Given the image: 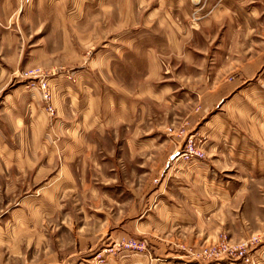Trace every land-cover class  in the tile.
Here are the masks:
<instances>
[{
    "label": "rangeland",
    "instance_id": "374dc122",
    "mask_svg": "<svg viewBox=\"0 0 264 264\" xmlns=\"http://www.w3.org/2000/svg\"><path fill=\"white\" fill-rule=\"evenodd\" d=\"M48 2L33 0L27 5V1L0 0V139L4 140L0 264H261L264 226L249 232L242 194L224 201L210 191L212 185L240 178L232 179L212 164L203 148L204 137L190 123L178 122L177 109L171 108L172 121L159 128L157 113L165 107L149 98L139 114L138 128L136 123H124L72 130L74 119L67 112L81 106L76 101L87 91L81 73L88 71L87 85L97 92L112 94L115 80L124 91L141 86L147 67L145 49L140 48L146 39L143 44L137 41L134 50L113 55L117 60L111 63V81L105 82L99 66L90 64L104 50L99 52L101 45L93 42V34H81L98 21L99 14L94 13L98 0L89 7L85 27L82 20L68 17V0ZM107 4L112 14L129 15L137 1L108 0ZM153 5L152 0L142 7L140 16ZM253 5H259L262 14L257 15L252 34L248 38L240 34L236 40L234 56L239 61L264 55V0ZM223 29L220 26L216 35L202 41L201 65L193 71L188 67L185 76H192L194 69L210 75L218 68L213 63ZM152 44L162 46L160 34ZM111 45L115 46L114 40L107 46L113 52ZM170 61L163 64V79L182 71L178 59ZM58 78L71 82L69 93L63 95L60 81L55 82ZM43 81L48 83L46 89L39 86ZM28 107L42 114L36 111L39 125L44 124L38 139L33 129L10 123L13 111L21 118L34 117L28 115ZM73 133L82 135L76 138ZM190 137L204 151L203 158L179 157ZM73 138L78 139L76 146L66 156L60 142ZM34 139L40 144L37 148ZM23 152L31 162L18 161ZM195 170L208 175L202 203L194 194L200 186L192 177ZM220 249L226 251L214 255Z\"/></svg>",
    "mask_w": 264,
    "mask_h": 264
},
{
    "label": "crops",
    "instance_id": "0c3cea01",
    "mask_svg": "<svg viewBox=\"0 0 264 264\" xmlns=\"http://www.w3.org/2000/svg\"><path fill=\"white\" fill-rule=\"evenodd\" d=\"M17 1L21 4L27 1V5H30L33 0ZM95 1L68 0L71 4L68 17L73 21L82 20L85 27L91 13L89 7ZM107 1L98 0V10L94 12L99 14V19L95 22L97 24L94 23L92 28L81 31L84 37L93 34L95 36L93 42L101 45L99 52L104 50L100 53L102 56L90 64L99 66V76L105 82L111 81L108 76L112 73L111 63L112 60H117L113 55H118V51L125 54L129 50H134L137 41L143 44V39H146L144 47H138L144 48L146 54L144 61L147 68L144 80L141 86L129 88V91H124L120 85L115 84L117 83L115 80L114 87L110 88L112 94L102 93L93 91L91 86L87 85L88 71H83L81 74L87 91L81 101H76V104H82L79 107L74 105L75 108L67 112L71 115L70 120L74 119L71 125L76 128L72 130L89 131L92 128H101L102 125L107 127L124 123L131 125L136 123L138 128L139 114L144 113L145 103L149 98H152L155 104L165 107L157 113L159 128L172 121L171 108L177 109L178 112L175 114L178 115V122L190 123L196 134L204 137L203 148L212 164L220 167L222 172L227 171V175L232 179L240 178L235 181L227 180V185L224 182L222 185H212L210 187L212 195L219 194L220 199L233 201L242 194L244 208L249 214V232H254L256 227H263L264 55L259 53L249 59L243 58L242 61L234 56L238 36L242 34L248 38L257 28L256 18L257 15L261 16L262 12L259 5L250 6L257 0H153L154 5L141 16L142 7L149 5L152 0H136V7L129 15L127 14L130 17L126 21L123 17L127 15L123 12L122 15L119 12L120 14L116 16L108 10ZM220 26L224 28L223 38L216 50L213 63V66L217 65L218 68L210 75L204 70L194 69L195 74L189 75L191 78L185 76L188 67L193 71V67L201 65L203 55L201 53L204 51H200L203 48L200 44L216 35ZM137 34L139 37H135ZM159 34L162 46H155L152 43ZM107 36L110 37L109 42H106ZM111 40L115 42V46L111 45L115 50L113 52L107 48ZM124 42L130 45L126 46ZM160 49L164 52H160ZM174 59H178L179 63H176L181 66L182 71L176 77H169V80L163 79V64H169V61ZM231 74L234 75L233 80L228 79ZM56 81H60L59 89L63 90V95L71 91L69 80L58 78ZM188 81L191 83L188 84ZM68 97H71V94ZM26 110L28 115L35 116L21 118L18 111H13L10 113V123L17 128L33 129L35 139H38V131L41 133L44 129V124L39 125L36 119V111L39 109L28 107ZM72 114H75V117ZM39 116H42L40 110ZM92 121L99 124L96 126ZM21 124H24V127ZM73 134L72 136H77L76 138L82 135ZM76 138L60 142V146L64 147L61 150L65 152L64 155H71L78 140ZM35 139L37 148L40 144ZM3 141L0 139V146H4ZM155 144H159L158 141H154ZM53 156L55 158L56 154ZM31 160L26 152L20 153L18 157L19 162L27 163ZM193 174L195 182L200 184L194 192L195 198L202 203L203 184L205 182L208 185L205 181L208 175H203L201 170H195ZM212 199L216 202L215 197ZM214 211L215 209L212 212ZM260 257L261 264H264V248L260 252Z\"/></svg>",
    "mask_w": 264,
    "mask_h": 264
},
{
    "label": "built area",
    "instance_id": "2783aa9c",
    "mask_svg": "<svg viewBox=\"0 0 264 264\" xmlns=\"http://www.w3.org/2000/svg\"><path fill=\"white\" fill-rule=\"evenodd\" d=\"M39 86L42 87L43 89H46V87L48 86V83L43 81V83ZM52 113H53V111H52ZM204 156H205L204 151L201 150L198 146H196V143H195V140L193 137H190V139L186 143V146H185L183 152L179 155L180 158H183L185 160H193V159H199V158L201 159ZM223 251H226V249H220V250L216 251L214 253V255H218V254L222 253Z\"/></svg>",
    "mask_w": 264,
    "mask_h": 264
}]
</instances>
